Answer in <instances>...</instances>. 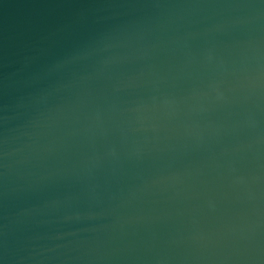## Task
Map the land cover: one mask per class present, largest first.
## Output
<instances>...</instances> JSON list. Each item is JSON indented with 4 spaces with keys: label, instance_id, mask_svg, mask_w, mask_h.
<instances>
[{
    "label": "water",
    "instance_id": "obj_1",
    "mask_svg": "<svg viewBox=\"0 0 264 264\" xmlns=\"http://www.w3.org/2000/svg\"><path fill=\"white\" fill-rule=\"evenodd\" d=\"M0 264H264V0H0Z\"/></svg>",
    "mask_w": 264,
    "mask_h": 264
}]
</instances>
